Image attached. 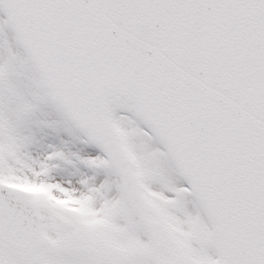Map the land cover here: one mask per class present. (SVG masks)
Here are the masks:
<instances>
[{"label":"snow or ice","instance_id":"snow-or-ice-1","mask_svg":"<svg viewBox=\"0 0 264 264\" xmlns=\"http://www.w3.org/2000/svg\"><path fill=\"white\" fill-rule=\"evenodd\" d=\"M0 264H264V0H0Z\"/></svg>","mask_w":264,"mask_h":264}]
</instances>
